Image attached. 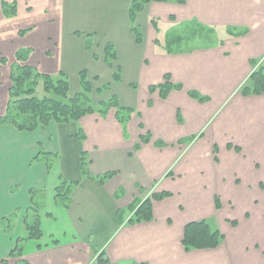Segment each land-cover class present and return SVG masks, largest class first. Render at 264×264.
<instances>
[{"label": "crops", "instance_id": "0c3cea01", "mask_svg": "<svg viewBox=\"0 0 264 264\" xmlns=\"http://www.w3.org/2000/svg\"><path fill=\"white\" fill-rule=\"evenodd\" d=\"M2 1L13 4L15 16H3ZM131 1L0 0L4 22L35 11L50 17L47 23L57 34L49 38L52 48L43 60L54 62L50 75L67 77L70 97L85 71L93 89L110 86L101 100L115 95L121 107L134 111L125 126L115 120L114 109L105 118L88 115L32 133L0 126V264H264V244L256 243L264 228V94H240L252 71L264 68V0L150 3L133 24L141 44L130 30ZM160 22L174 33L183 29L184 35L165 41L178 40L173 53L161 44ZM231 31L245 34L230 36ZM108 43L116 53L111 67L104 60ZM117 68L120 81L114 84ZM166 74L181 90L161 100L149 87L161 84ZM189 92L208 101L199 103ZM146 134L149 143L135 152L138 137ZM82 153L92 179L81 173ZM41 154L52 156L48 170ZM52 171L59 181L51 188L62 207L63 239L51 233L43 242L44 224L56 220L40 211ZM108 173L113 177L100 184L96 178ZM62 181L77 184L66 206L55 198ZM162 192L171 197L152 203L151 222L128 225L141 202ZM14 213L28 224L38 218L41 230L40 239L23 242L16 258L9 255L28 232L21 220L15 219L17 227L11 219L8 227L1 222ZM199 221L219 230L224 240L214 250L187 253L181 244L184 227Z\"/></svg>", "mask_w": 264, "mask_h": 264}, {"label": "trees", "instance_id": "16d2710c", "mask_svg": "<svg viewBox=\"0 0 264 264\" xmlns=\"http://www.w3.org/2000/svg\"><path fill=\"white\" fill-rule=\"evenodd\" d=\"M173 2L178 5H183L185 0H132L128 9V18L131 23V32L135 36L137 44H141L143 41L142 35L133 26L137 13L141 12L143 8L150 3H167ZM2 14L5 18L15 16V7L13 4L9 5L7 2H1ZM152 24H154L152 22ZM153 28L156 30L155 25ZM29 30H21L18 32L19 37H23ZM244 31L228 33L230 36H242ZM178 43V40H170L165 43L166 52L173 53V46ZM158 45L157 42H155ZM181 52L180 50H178ZM30 50H19L16 52V63L13 65L10 72L11 86L8 89L9 100L5 106V113L0 116V126H10L18 132H35L39 128H44L50 123L58 125H67L78 122L81 118L97 114L102 118H105L108 112L112 109L115 110V120L125 126L129 121L131 114L134 111L130 108L121 107L118 103L117 97L112 95L106 100H101V97L110 91L109 85L99 86L97 89H93L92 85L87 80V73L81 71L79 73V91L69 96V82L67 77L60 73L58 79H53L50 75L39 73L36 68L23 64L26 63ZM104 60L107 62V66L111 67V63L116 61V53L111 43L106 44L104 48ZM0 63H4V60H0ZM251 66L254 68L257 62H251ZM41 81L44 94L46 95L42 99L35 97V90ZM120 81V70L117 68L112 76V82L114 84ZM248 84H245L240 94L243 97L247 96H261L264 94V68H258L252 71L248 78ZM135 88V86H133ZM181 86L173 84L168 74L163 77L161 84L150 86L149 93L157 92L161 100H165L169 93L172 91H180ZM189 97L196 99L199 103H205L207 98L201 97L194 92H189ZM96 98L100 100L96 101ZM150 105V102H148ZM141 129V125L139 124ZM77 139L79 141L84 140L82 132H78ZM149 134L145 136H139L138 142L134 145V151H138L141 145L149 143ZM159 147L161 143L157 144ZM235 152L239 153L238 148H234ZM45 155V165L47 170L51 167L52 156L50 154ZM216 162V159H214ZM80 169L82 175L92 179L88 173L87 160L85 153L80 157ZM113 177L112 173L105 174L99 178H96L100 184H103L106 180ZM77 184L68 183L62 181L55 189V198L62 201L66 206L69 200V193L73 187ZM171 197L170 193L162 192L152 194L151 198L145 199L140 205L134 209L132 217L128 221V225H135L140 223H148L153 220L152 215V203L159 202L166 198ZM215 208L218 210V199L215 198ZM9 222V219H2L1 222ZM25 229L28 232V236L25 239L19 238L16 241L15 248L11 251L9 257H20L22 255L23 242L30 239H40L41 230L38 218L34 222L28 224L26 219H23ZM1 224V223H0ZM231 226H236V223L231 222ZM8 227V225H7ZM224 240L223 235L217 229H213L207 221H199L189 223L184 227L182 247L185 252L193 250H214L218 248Z\"/></svg>", "mask_w": 264, "mask_h": 264}, {"label": "rangeland", "instance_id": "374dc122", "mask_svg": "<svg viewBox=\"0 0 264 264\" xmlns=\"http://www.w3.org/2000/svg\"><path fill=\"white\" fill-rule=\"evenodd\" d=\"M50 17H44L40 16L38 14V11H35L34 13L30 15H24L19 16L16 19H12L6 22L2 21L5 19L1 17L0 20V60L2 58L4 59V63H0V116H3L5 113V105L7 104L9 100L8 95V89L11 86V80H10V72L13 67V65L16 63V52L19 50H27V48H31L33 46L34 50L30 52L28 59L26 63L30 66H34L36 70L39 73L43 74H49L50 71H53V61L50 59L45 62L43 60V57L46 52L51 50L52 44L49 41V38L54 36V33L56 31V27L54 25H49L47 23L48 19ZM159 23L161 33L159 36V39H161V44L165 46V41L169 38H172L174 36H181L183 34V29L181 31L176 30L174 33L172 29H170L168 26H165L164 24ZM35 26V27H34ZM28 27H34L35 29H32L34 31L27 32L24 36V38L18 37V29H25ZM182 33V34H181ZM176 46H173L175 48ZM29 50V49H28ZM175 50V49H174ZM46 59V58H45ZM47 71V72H45ZM50 75V74H49ZM53 79H58V75H50ZM95 86V85H94ZM46 95L44 94L42 83L39 82L36 90H35V97L38 99H42ZM100 100V98H96V101ZM44 154H41L40 160L41 162L45 163V156H42ZM44 158V159H43ZM53 164V163H52ZM53 182H59L56 179V173L52 171L50 175L47 177V185L46 189L43 191V195L40 197V203H41V214L42 212H49L53 214L56 218V220L52 223L47 222L43 226V232H44V241L47 240V236L49 234L55 235L56 239H63V236H60L59 230L61 229V226L63 225L61 216L59 214L60 207L58 204L53 201V190H52V183ZM227 195L229 193L227 192ZM39 198V197H38ZM37 201V199L35 200ZM232 211V210H231ZM255 210H253L252 213H254ZM34 213V212H33ZM257 212L255 213V216H257ZM243 213L241 215H237L235 217V220L239 219V217H243ZM7 219H11V225L12 227H17L18 225L15 221V219L19 222L21 220V226L24 228L22 221L17 213L11 214L9 216H6ZM14 222V223H13ZM3 225L7 226L5 221H3ZM211 225H214V222H211ZM3 226V228H4ZM19 236L23 237L25 235V231H19ZM264 228L262 231L259 232V234L256 237V243H258L259 247L264 244Z\"/></svg>", "mask_w": 264, "mask_h": 264}]
</instances>
